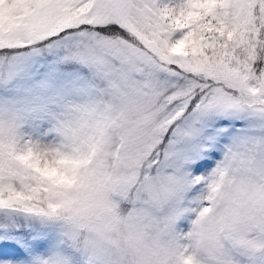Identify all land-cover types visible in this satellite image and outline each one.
Segmentation results:
<instances>
[{"label": "snow or ice", "instance_id": "6c2138e0", "mask_svg": "<svg viewBox=\"0 0 264 264\" xmlns=\"http://www.w3.org/2000/svg\"><path fill=\"white\" fill-rule=\"evenodd\" d=\"M8 2L0 264H264V0Z\"/></svg>", "mask_w": 264, "mask_h": 264}, {"label": "trees", "instance_id": "16d2710c", "mask_svg": "<svg viewBox=\"0 0 264 264\" xmlns=\"http://www.w3.org/2000/svg\"><path fill=\"white\" fill-rule=\"evenodd\" d=\"M15 6L10 5L8 0H0V22L15 11Z\"/></svg>", "mask_w": 264, "mask_h": 264}, {"label": "rangeland", "instance_id": "374dc122", "mask_svg": "<svg viewBox=\"0 0 264 264\" xmlns=\"http://www.w3.org/2000/svg\"><path fill=\"white\" fill-rule=\"evenodd\" d=\"M61 212H63L64 211V209L63 208H61V209H59ZM69 214V216H72L73 215V213L72 212H69L68 213Z\"/></svg>", "mask_w": 264, "mask_h": 264}]
</instances>
